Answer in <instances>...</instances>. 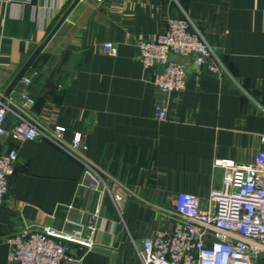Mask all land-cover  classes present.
I'll return each mask as SVG.
<instances>
[{"label":"crops","instance_id":"obj_1","mask_svg":"<svg viewBox=\"0 0 264 264\" xmlns=\"http://www.w3.org/2000/svg\"><path fill=\"white\" fill-rule=\"evenodd\" d=\"M186 15L213 55L202 66L173 56L186 66L187 87L168 96L170 116L160 121L153 109L163 97L139 43ZM39 47L24 73L34 105L18 96L22 78L6 100L48 134L62 127L65 142L81 133L96 175L48 136L0 135V152L18 151L0 205V264H9L13 234L44 226L82 230L91 247L75 245L79 264H142V241L172 231L180 191L206 200L221 176L215 159L251 162L261 147L264 0H0L1 98ZM16 121L9 112L6 126Z\"/></svg>","mask_w":264,"mask_h":264},{"label":"built area","instance_id":"obj_2","mask_svg":"<svg viewBox=\"0 0 264 264\" xmlns=\"http://www.w3.org/2000/svg\"><path fill=\"white\" fill-rule=\"evenodd\" d=\"M28 3L31 0H10ZM105 53L115 56L117 46L105 42ZM192 57L202 66L208 63L213 49L189 17H169L166 28L154 37L139 43V59L153 71V85L161 97L154 104L153 115L169 119L168 96L181 93L187 87L188 73L183 62L173 56ZM219 70L216 64H209ZM24 86L18 96L23 107L35 103L30 92L32 77H22ZM12 112L17 121L6 126L7 114ZM64 129L57 126L50 134L29 120L24 113L14 110L0 97V135L17 141L36 140L48 136L63 150L82 161L87 175H96L85 159L87 144L83 135L75 133L71 142L62 138ZM261 147L251 162L233 159H215V168L221 170L214 180L206 200L193 192L180 191L175 202L172 231L160 229L142 241L139 248L142 264H259L264 257V132L260 133ZM18 151L11 148L0 152V205L9 194V178L15 172ZM115 201L119 193L111 192ZM9 264H79L81 255L75 245L91 247L82 238V230L57 231L51 226L26 229L10 239Z\"/></svg>","mask_w":264,"mask_h":264},{"label":"water","instance_id":"obj_3","mask_svg":"<svg viewBox=\"0 0 264 264\" xmlns=\"http://www.w3.org/2000/svg\"><path fill=\"white\" fill-rule=\"evenodd\" d=\"M42 47H39L35 53L30 57V59L26 62V64L22 67V69L17 73V75L14 77L13 81L11 82V84L9 85V87L7 88L5 95L1 98V101H4L6 99L7 96H9L14 87L16 86V84L21 80V78L23 77L25 71L28 69V67L31 65L33 59L35 58V56L38 54V52L41 50ZM67 264H76V263H72V262H68Z\"/></svg>","mask_w":264,"mask_h":264},{"label":"rangeland","instance_id":"obj_4","mask_svg":"<svg viewBox=\"0 0 264 264\" xmlns=\"http://www.w3.org/2000/svg\"><path fill=\"white\" fill-rule=\"evenodd\" d=\"M263 259V260H262ZM259 264H264V257L260 258Z\"/></svg>","mask_w":264,"mask_h":264}]
</instances>
